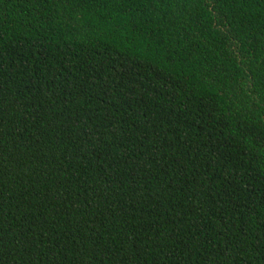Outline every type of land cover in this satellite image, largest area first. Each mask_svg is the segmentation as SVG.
<instances>
[{
    "label": "trees",
    "instance_id": "1",
    "mask_svg": "<svg viewBox=\"0 0 264 264\" xmlns=\"http://www.w3.org/2000/svg\"><path fill=\"white\" fill-rule=\"evenodd\" d=\"M0 264H264V0H0Z\"/></svg>",
    "mask_w": 264,
    "mask_h": 264
}]
</instances>
